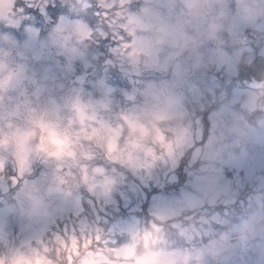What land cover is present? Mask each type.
Returning a JSON list of instances; mask_svg holds the SVG:
<instances>
[{
	"label": "clouds",
	"instance_id": "9594fccd",
	"mask_svg": "<svg viewBox=\"0 0 264 264\" xmlns=\"http://www.w3.org/2000/svg\"><path fill=\"white\" fill-rule=\"evenodd\" d=\"M237 156L243 206L198 245L164 207L103 219ZM0 264H264V0H0Z\"/></svg>",
	"mask_w": 264,
	"mask_h": 264
},
{
	"label": "rangeland",
	"instance_id": "374dc122",
	"mask_svg": "<svg viewBox=\"0 0 264 264\" xmlns=\"http://www.w3.org/2000/svg\"><path fill=\"white\" fill-rule=\"evenodd\" d=\"M198 119L211 131L212 114ZM203 172L185 165L167 182L142 188L133 183L103 219L114 234L121 235L134 223L151 221L155 209L164 207L169 232L181 244L198 245L202 233H214L217 225L231 217L237 203L243 206L245 183L251 175L249 165L238 156L207 175Z\"/></svg>",
	"mask_w": 264,
	"mask_h": 264
},
{
	"label": "snow or ice",
	"instance_id": "6c2138e0",
	"mask_svg": "<svg viewBox=\"0 0 264 264\" xmlns=\"http://www.w3.org/2000/svg\"><path fill=\"white\" fill-rule=\"evenodd\" d=\"M97 15H99V12L97 13ZM112 90L111 89H109V92H111Z\"/></svg>",
	"mask_w": 264,
	"mask_h": 264
}]
</instances>
